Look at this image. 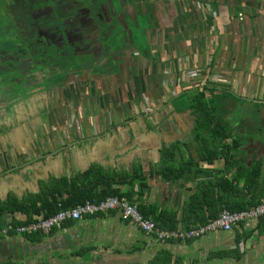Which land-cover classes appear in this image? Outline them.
Returning <instances> with one entry per match:
<instances>
[{
    "label": "crops",
    "instance_id": "obj_1",
    "mask_svg": "<svg viewBox=\"0 0 264 264\" xmlns=\"http://www.w3.org/2000/svg\"><path fill=\"white\" fill-rule=\"evenodd\" d=\"M208 1L176 2L182 17L173 27L168 25V33L166 23L161 21L160 28L147 29V49L143 50L140 42L136 49L130 44L132 65L123 61L124 55L116 58L112 71L117 74L112 75L109 94L101 99L107 104L101 111L95 107V113L89 114L76 107L74 101L61 106L44 104L37 90L30 97L27 93H12L13 100L8 102L0 95V208L5 207L0 216V264H264V222L259 221L244 227L250 232L242 237L244 229L237 227L186 242L165 243L123 221L118 213L64 223L48 234L4 233L9 224L26 225L40 218L17 209V202L40 193L52 179L69 178L92 165L104 173L131 174L134 166L142 165L148 178L144 204L177 211L181 218L202 178L167 181L154 167L165 146L181 143L183 147L193 134L192 114L188 110L175 111L172 101L206 86L217 88V93L226 89L240 97L239 102L230 99L229 103H238L243 113L260 106L257 135L250 136L240 119L233 115L229 118L234 120L232 125L240 136L246 138L244 161L248 165L264 161V10H258L259 1H254L255 12L244 0H218L212 13L205 11ZM231 2L235 7L239 3L249 12L246 14H251L245 24L231 15L230 8H235ZM260 3L263 8L264 0ZM224 10L234 20L221 29L218 15ZM235 23L237 32L232 30ZM171 31L178 34L177 40L170 39ZM109 61L105 58L101 62L107 65ZM118 63L123 64L122 72ZM254 81L263 82L260 91L251 90ZM235 85L243 88L244 94L236 93ZM3 90L11 94L0 87ZM110 112L115 116L114 127L108 124L106 114ZM63 121L66 124L61 125ZM75 123L79 125L77 131L71 127ZM92 125L95 133L90 131ZM246 126L252 130V121ZM223 167V159L211 165L201 162L194 175L200 173V168L212 171ZM114 187L125 192L138 190L137 185L118 180Z\"/></svg>",
    "mask_w": 264,
    "mask_h": 264
},
{
    "label": "trees",
    "instance_id": "obj_2",
    "mask_svg": "<svg viewBox=\"0 0 264 264\" xmlns=\"http://www.w3.org/2000/svg\"><path fill=\"white\" fill-rule=\"evenodd\" d=\"M213 5L215 6L216 3ZM241 9L237 7V11ZM209 23H212L211 16H209ZM150 25L152 22H147L145 19L141 29ZM137 42L138 37L135 34L133 43ZM216 90L215 87L206 86L202 90L186 92L172 101L175 111L188 110L192 114L193 134L190 140L183 143V147L181 143L165 146L161 150V160L154 169L167 181L202 178L198 184V191L183 208L181 218L177 211L161 209L156 204H144L143 196L148 188V178L144 174L142 165L134 166L133 174L127 171L104 173L100 167L92 165L85 172L69 178L48 181L40 193L30 195L22 203L17 202L16 208L28 214L40 217L43 215L46 218L62 209L73 208L89 200L99 201L108 197H118L125 198L130 203H138L139 210L145 217L152 219L160 228L172 230L180 226L190 229L206 225L219 217L224 210L239 212L264 203V161L256 160L251 165L244 161L242 155L246 138L240 136L239 130L232 125L234 120L229 118L232 115L236 118L238 116L232 114L228 117L234 107L229 108L227 105L229 100L234 99L239 102L241 98L234 93H229L226 89H222L221 93H217ZM258 107L252 111L250 118L242 116L243 118L240 119L242 128L246 131V125L252 121V131L258 133L260 106ZM177 155H181V158ZM185 155H188L187 159ZM220 159L224 160L222 169L205 171L200 168V173L194 175L195 170H198L195 168H199L201 162L211 165ZM117 180L130 186L137 185V192L134 190L125 192L115 188ZM4 210L5 207L0 208V216ZM110 213L116 214L117 212L111 211ZM104 214L107 213L96 215ZM71 222L75 221L65 224ZM259 222L260 224L264 222V217L260 218ZM242 228L244 231L241 237L250 232L244 228V225ZM190 240L193 239L186 241ZM176 241L186 242L183 240H169L168 242Z\"/></svg>",
    "mask_w": 264,
    "mask_h": 264
},
{
    "label": "flooded vegetation",
    "instance_id": "obj_3",
    "mask_svg": "<svg viewBox=\"0 0 264 264\" xmlns=\"http://www.w3.org/2000/svg\"><path fill=\"white\" fill-rule=\"evenodd\" d=\"M2 1L5 19H0V34L6 38L0 41V87L27 93V97L37 90L45 104L56 105L60 98L66 103L74 101L76 107L87 112V98L92 93L91 86L87 88L89 83L92 81L95 94L108 95L112 75L117 74L112 71L111 61L124 55L123 61L132 65L133 34L124 16L135 18L133 22L144 36L147 29L161 27L150 10L152 5L147 4L143 11L135 0H128L129 3L117 0L122 5L119 12L114 7L115 0ZM137 15H147V22L152 25L141 29ZM121 19L124 28L122 24L121 27L114 24ZM149 44L147 40L143 50ZM132 46L136 49L134 43ZM105 58L110 59L107 65L101 62ZM122 65H117L120 72L124 69ZM80 100L82 103L78 104ZM97 104V111L107 105L101 99ZM106 116L108 124L114 127V114Z\"/></svg>",
    "mask_w": 264,
    "mask_h": 264
},
{
    "label": "built area",
    "instance_id": "obj_4",
    "mask_svg": "<svg viewBox=\"0 0 264 264\" xmlns=\"http://www.w3.org/2000/svg\"><path fill=\"white\" fill-rule=\"evenodd\" d=\"M116 211L123 221H128L136 225L141 231L153 236L159 242H168L169 240H189L198 239L215 231H231L237 227L249 226L251 223H257L264 217V203H261L250 209L231 212L224 210L219 217L208 222L206 225H200L195 228L167 230L160 228L156 223L145 217L139 210L138 203H130L126 199L118 197H108L103 200H89L85 203L69 209H62L49 217H40L37 221L26 225L13 226L7 225L4 233L14 232L17 234L50 233L54 228L61 227L69 221H79L88 216L98 213H110Z\"/></svg>",
    "mask_w": 264,
    "mask_h": 264
},
{
    "label": "rangeland",
    "instance_id": "obj_5",
    "mask_svg": "<svg viewBox=\"0 0 264 264\" xmlns=\"http://www.w3.org/2000/svg\"><path fill=\"white\" fill-rule=\"evenodd\" d=\"M136 2H138V8L141 6L142 8V10L144 11L145 9H146V5L147 4H151L152 6L151 7H153V9H151V7H150V10H151V12L152 13H154V15H155V19H156V21H157V23L159 22V23H161V20H162V18L161 17H163V20H164V22L166 23V32H167V29L169 28V26L168 25H170V24H172V27L174 26V24H176V23H178V20L180 19V17H182V10H180L181 12H179L178 11V8H177V5H176V2H180L181 0H135ZM193 2H192V4H194V2H196V0H192ZM201 1H203V0H201ZM216 1H218V0H209L208 1V3L207 4H209V5H205L204 7H205V11H210V12H212L213 13V11L212 10H215V6L213 5V3H216L217 4V2ZM220 1V0H219ZM242 0H239V3L241 2ZM244 1H247L248 3H250V7L248 8V9H256V11L255 12H257V5H256V2H254V1H259V8H258V10H261V9H263L264 10V7L263 8H261V6H262V4L260 3V0H244ZM124 2L125 3H129V1L128 0H124ZM114 7H115V9H116V11L117 12H119L121 9H122V5H120L118 2H117V0H115L114 2ZM131 3H133V4H135L134 2H131ZM239 3H236V7H235V4H234V2H231L230 3V5L232 4V5H234V9H231L230 8V12H231V15H233L236 19H243V20H239V21H241L242 22V25L243 24H245V21H247V19H249L248 17H250V15L251 14H246V13H249V12H245V9H242L241 11H237V7H242L241 5H239ZM165 4H166V9H165ZM2 5L5 7V3L2 1V0H0V19H5V12L3 11V7H2ZM194 6H196V9H200L199 11H201L202 12V10H201V8L199 7L200 5H198V4H195ZM210 6V7H209ZM212 8V9H211ZM244 8V7H243ZM247 9V8H246ZM208 11V12H209ZM203 13V12H202ZM240 13H242V16H240ZM137 23H138V25L140 26V27H143L142 25H143V20H145V19H148L147 18V15H137ZM183 18H185V17H183ZM218 18H219V24L221 25V29H223V26L224 25H226L227 23H230L231 24V22L234 20H232L231 21V19H229L228 17H227V12L224 10V12L223 11H220V13H219V15H218ZM135 19V18H134ZM134 19H132V18H130V17H128L127 15L126 16H124V21L126 22V24H128V26H129V28L130 29H132V34H133V36H135V34H136V36L138 37V42L137 43H134V45H135V47L137 48L138 47V43L140 42L141 43V46L142 45H145V47H147V37L146 36H144L143 34H141V31H139L138 29H137V26L135 25V22H133L134 21ZM236 23H237V21H236ZM236 23L235 24H233V26H234V28L232 29L233 30V32H237V30H236ZM116 26H118V27H121V24L123 25V28H124V22L122 21V19H121V21L119 22V23H114ZM230 24H228V26L230 27ZM232 26V27H233ZM156 27V26H155ZM231 27V28H232ZM161 31V30H160ZM229 31H230V28H229ZM161 32H163V30L161 31ZM224 32H227V30L225 29L224 30ZM168 33V32H167ZM171 36H170V39L171 40H177V37H178V34L174 31V33H173V31H171L170 33H169ZM225 35V34H224ZM264 36V35H263ZM4 38H6V37H4L3 36V34H0V41H2V40H4ZM135 41H137V39H135ZM165 49H166V47H165ZM165 58H166V55H165ZM117 62V59L116 60H112L111 61V63H116ZM90 80V79H89ZM88 80V81H89ZM92 81H91V83H89V86L87 87V88H89L90 86H91V88H89V89H91V91H92V93H91V95L89 96V98H87L88 99V102H89V106H87L88 107V112H89V114H93V113H95V110H94V108L95 107H97L98 106V104L97 103H99V101H100V99H105L104 98V95H102V94H104V92L101 94V93H94V90H93V88H92ZM250 85H251V83H250ZM254 87V88H253ZM262 87H263V82L261 81V82H256L255 83V81H254V83L252 84V86H251V90H253V91H260L261 89H262ZM14 91V90H13ZM234 91H236V93H240V94H244V89L243 88H241L240 86H238V85H235L234 86ZM1 93V92H0ZM19 94H21L19 91H17L16 92V95H18V96H20ZM250 94H251V96L253 97L254 95V92H250ZM1 96H2V94H0ZM246 96H249L248 94L246 95ZM262 96V95H261ZM94 99V100H93ZM261 99H264V96H262L261 97ZM59 101H56V104H58L59 106H61V105H63V104H65L66 103V101H61L60 100V98L58 99ZM143 103H145V101L143 100L142 101ZM68 103H71V102H68ZM82 103V100H80V102H78V104H81ZM44 104H45V102H44ZM95 104H97V105H95ZM231 104L232 103H229V108H231L232 106H231ZM81 108V107H80ZM253 109V108H252ZM241 110V108L239 107V105H238V103H234V107L232 108V110H231V113L228 115V117L230 116V115H232V114H234L235 116H238V118H236V120H239V119H241V118H243L242 116H243V114L245 115V116H251L252 115V110H251V113H249V112H247V111H245L244 113L243 112H241L240 111ZM64 124H66V122L65 121H63L62 123H61V125H64ZM78 126L79 125H77V123H75V124H73V125H71V127H74V131H77V130H79L78 129ZM250 127H252V126H250ZM91 129H90V131L91 132H96V130L95 129H93V125L90 127ZM60 130H61V128H60ZM58 131L59 130H55V133L57 134V135H59V136H63L64 137V135H60L61 133H58ZM247 131H248V133H249V135L250 136H253V135H257V133H255V132H253L252 130H248L247 129ZM80 133H82V130H80V131H78V134H80ZM258 155V154H257ZM136 226V225H135ZM137 227V226H136ZM138 228V227H137ZM218 249V248H217Z\"/></svg>",
    "mask_w": 264,
    "mask_h": 264
},
{
    "label": "water",
    "instance_id": "obj_6",
    "mask_svg": "<svg viewBox=\"0 0 264 264\" xmlns=\"http://www.w3.org/2000/svg\"><path fill=\"white\" fill-rule=\"evenodd\" d=\"M1 79H2V78H1ZM13 90H14V91H13ZM8 91L11 92V94H7V95H6V94H5L6 92H4V90H3V91H0L1 94H2L6 99H8L7 102H8L9 100H13V99L11 98L12 93L16 94L17 90H16V89H12V88H10ZM16 96H18V95H16Z\"/></svg>",
    "mask_w": 264,
    "mask_h": 264
}]
</instances>
